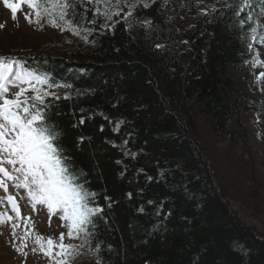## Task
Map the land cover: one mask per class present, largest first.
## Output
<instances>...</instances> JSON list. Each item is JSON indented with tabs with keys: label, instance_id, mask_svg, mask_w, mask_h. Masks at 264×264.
Here are the masks:
<instances>
[{
	"label": "trees",
	"instance_id": "trees-1",
	"mask_svg": "<svg viewBox=\"0 0 264 264\" xmlns=\"http://www.w3.org/2000/svg\"><path fill=\"white\" fill-rule=\"evenodd\" d=\"M200 2L146 0L149 7L132 11L150 28L128 27L124 7L113 17L119 22L103 29V17L85 2L65 19L81 35L95 28L89 42L65 30L70 36L60 44L17 57L73 86L58 88L72 99L49 101L58 105L53 119L67 154L87 173L99 204H112L90 242L94 249L102 241L101 264H264V239L217 186L198 126L204 119L214 136L246 144L245 117H264V105L235 81L254 59L251 28L261 25L264 3L250 0L237 15L243 0H216L208 10Z\"/></svg>",
	"mask_w": 264,
	"mask_h": 264
},
{
	"label": "snow or ice",
	"instance_id": "snow-or-ice-1",
	"mask_svg": "<svg viewBox=\"0 0 264 264\" xmlns=\"http://www.w3.org/2000/svg\"><path fill=\"white\" fill-rule=\"evenodd\" d=\"M89 3L94 6L95 17H103L104 23L100 25L101 29L114 27L119 21L113 20V17H120L124 7L128 11L121 19L127 22L128 27L133 23L141 27L150 28V20H136L133 17V9L143 0H20V3H9L4 0L5 5L11 10L13 18H16L18 9H21L23 3L34 11L36 23L39 24L43 16L49 17V23L53 27H60L59 21H64L66 27L62 30H71L74 35L80 36L84 42L88 41V34L94 32L95 28H85V35H81L78 25H74L71 19L65 18L69 15L73 17L80 4ZM155 2V0H153ZM264 3V0H261ZM105 5L101 11L99 5ZM167 0H165V4ZM250 0H243V6L237 11V15L244 11L245 7H250ZM143 7H149V4L143 3ZM213 12L217 9L213 8ZM32 12L25 13V17L32 23ZM129 17H132L129 20ZM58 18V19H57ZM86 15H82V20ZM252 19L251 13L247 16ZM108 22H111L109 25ZM95 25L96 19L88 21ZM241 20L240 24L243 25ZM253 40L256 39L257 27H252ZM95 43V41H91ZM260 42L264 43V37H260ZM157 48L162 45H156ZM255 65H259V54H256ZM264 80V73L258 77V82ZM72 84L55 80L48 71L39 67L27 65L25 60L17 57L0 56V174H3L7 180L14 181L17 188L26 189L28 197L31 199L32 208L37 205H46L49 214L59 213L62 226L66 227L67 232L60 233L58 239L37 235L35 242L45 255L54 258L55 264H72L73 260L80 255V249L89 245L90 251L97 254V264H101L102 257L100 253V244L97 240L95 248L92 249L91 241L97 237L98 225L103 222L107 225L105 219L104 207L111 208V203H106L102 207L97 194L89 188L90 181L86 178L87 173L75 165L71 155L64 146V129L53 119V115H59V112H53L58 105L49 101V98L55 101L61 99H72L71 92L63 96L58 95L54 88L72 89ZM10 88L18 89L11 93ZM29 92L32 94L29 95ZM76 90V96L81 95ZM83 112V109H81ZM91 117H89L90 119ZM80 124L84 123V117L81 116ZM119 123H123L120 121ZM73 127H76L74 124ZM119 130L118 127L116 129ZM84 138L80 137L78 143H83ZM127 144V141H124ZM135 154H133L134 156ZM119 163V161H118ZM11 166V169L5 167ZM0 187L7 191V185L3 179H0ZM131 196V193L128 194ZM8 201L12 210L16 213L18 219H22L20 208L14 197L8 196ZM105 201L110 198L105 196ZM151 203V201H149ZM5 217L0 216V221ZM11 220L12 217H6ZM19 224L13 225V234ZM29 226L34 227L31 217H28L23 227L24 236L21 237L24 247H27V239L30 236ZM69 240L80 239L81 244L65 243V238ZM111 250V245H108ZM35 251V249H33ZM54 250H58L54 253Z\"/></svg>",
	"mask_w": 264,
	"mask_h": 264
},
{
	"label": "rangeland",
	"instance_id": "rangeland-1",
	"mask_svg": "<svg viewBox=\"0 0 264 264\" xmlns=\"http://www.w3.org/2000/svg\"><path fill=\"white\" fill-rule=\"evenodd\" d=\"M9 3H20V0H9ZM200 3L203 9L208 10L216 4V0H201ZM30 11L32 23L25 17V13ZM48 21L49 17L45 15L37 24L35 13L27 3L22 4L14 19L4 0H0V56L20 57L26 52L40 51L41 47L50 44H60L63 42L61 39L70 36V32L62 30L63 21L58 20L60 27H53ZM252 37L253 33L249 41L254 59L241 73L235 74V81L242 90L264 105V80L258 82V77L264 73V43L260 42V37H264V14L256 39L253 40ZM257 53L260 61L258 66L254 64ZM16 90L18 89L10 88V98L11 93ZM52 91L58 95L64 93L58 88ZM244 123L247 142L244 144L242 140H237L234 144L214 136L207 121L200 119V144L208 151L206 156L211 161L217 186L228 197L226 201L230 207L247 227L264 239V117L246 116ZM5 167L11 169L9 165ZM0 179L7 185V191L0 187V216L5 217L0 221V264H55L54 258L40 250L35 237L41 235L55 240L60 233H66L67 229L62 226L60 214L50 215L46 205H37L33 209V202L26 189L17 188L16 182L7 180L3 174H0ZM8 196L15 198L22 219H18L12 210ZM9 216L12 217L11 220L6 219ZM28 217H31L34 227L29 226L30 236L27 247H24L21 237L24 236L23 225ZM14 224L21 225L15 228V235ZM64 242L81 244L80 239L69 240L67 237ZM87 248L85 245L80 249V255L72 264H97L96 259L89 256ZM57 251L54 250V253Z\"/></svg>",
	"mask_w": 264,
	"mask_h": 264
}]
</instances>
